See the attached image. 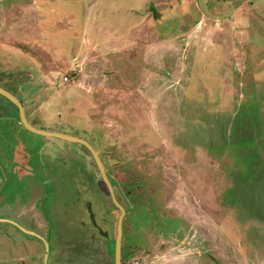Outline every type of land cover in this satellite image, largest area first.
Returning <instances> with one entry per match:
<instances>
[{
    "label": "rangeland",
    "instance_id": "rangeland-1",
    "mask_svg": "<svg viewBox=\"0 0 264 264\" xmlns=\"http://www.w3.org/2000/svg\"><path fill=\"white\" fill-rule=\"evenodd\" d=\"M0 87L97 153L125 264H264V0H1ZM0 109V161L36 163L0 177V264L43 261L17 226L47 264H114L91 154Z\"/></svg>",
    "mask_w": 264,
    "mask_h": 264
},
{
    "label": "flooded vegetation",
    "instance_id": "flooded-vegetation-1",
    "mask_svg": "<svg viewBox=\"0 0 264 264\" xmlns=\"http://www.w3.org/2000/svg\"><path fill=\"white\" fill-rule=\"evenodd\" d=\"M0 88H2V87H0ZM2 89L5 90V91H7L15 99H17L14 93H11V92H9L8 90H6L4 88H2ZM0 96L3 97V98H5L2 95H0ZM5 99L8 100L10 103H12L15 106V109H16V112H17V117H18L16 123H17L18 126H21V127L24 128V126L21 124V121H20L19 109L17 108V106L15 105V103H13L12 101H10L7 98H5ZM23 110H24V108H23ZM4 113H6V111H3V110L0 109V122L6 121V120H4L5 118L7 120L13 121V118L12 117L11 118L10 117L7 118L8 116L7 115H4ZM24 115H25V118H26V121L28 122V124H30L31 126H33L27 120V117H26L25 112H24ZM24 129H26V128H24ZM41 130H43V129H41ZM11 132H12V130H11ZM8 159L9 160L6 161V162H1L0 161V174H1L0 177H2V176H5V177L10 176L11 177L12 176V177H16V178H24V177L29 176L30 174H32L34 172L35 167H36L35 166L36 163H30L29 162V157L26 154H21L18 151L15 152L14 154H11ZM112 189H113V187H112ZM113 192H114V190H113ZM123 210H124V216H125V209L123 208ZM123 219H124V217H123ZM123 219H122V222H123ZM159 219L162 222L163 226L165 225L167 227V229L169 230L168 232H164V237L167 239V241L172 242V243H175L177 246H179V216H177L175 218H169L168 216H164V215L160 214ZM0 222H9V221L4 220V219H0ZM17 227L22 232H24L25 234L30 235V236H33V237H36L40 241L43 242V250L44 251H43V257H42V260L43 261L41 262V264H47V262L49 260V257H50L49 256L50 250H49V244H48V242H46V240L42 236L37 235L34 232L27 231V230H25V229H23V228H21L19 226H17ZM121 242H122V240H121ZM120 253H121V251H120ZM140 253L146 254V256H151L150 253H149V251L146 250V249L143 250V251H140ZM128 255H129V264H130V257H132V256H131V254H128ZM126 258H127V256H125V258H123L121 256V264H125Z\"/></svg>",
    "mask_w": 264,
    "mask_h": 264
},
{
    "label": "water",
    "instance_id": "water-1",
    "mask_svg": "<svg viewBox=\"0 0 264 264\" xmlns=\"http://www.w3.org/2000/svg\"><path fill=\"white\" fill-rule=\"evenodd\" d=\"M0 95L4 96L5 98H7L10 101H12L13 103H15V105L19 109V116H20L21 124L24 126V128H26L31 133H34V134L40 135V136H44V137H48V138H56V139H59V140H62V141L68 142V143L80 144L85 149H87V151L91 154V156L93 157L94 162L97 166V169L99 170L101 178H102L103 182L105 183V185L108 189V192H109V195H110L112 202L120 211V216H119V219L117 222V227H116V237H115V241H114V264H121V253H120V251H121V240H122V219L124 217V210L114 195L112 186H111V184L107 178L105 169H104L97 153L93 150V148L87 142H85L81 139L71 137V136H67V135H64L61 133L37 129V128L31 126L26 121L22 104L17 99H15L10 93L3 90L2 88H0Z\"/></svg>",
    "mask_w": 264,
    "mask_h": 264
},
{
    "label": "built area",
    "instance_id": "built-area-1",
    "mask_svg": "<svg viewBox=\"0 0 264 264\" xmlns=\"http://www.w3.org/2000/svg\"><path fill=\"white\" fill-rule=\"evenodd\" d=\"M64 80H67V78H64Z\"/></svg>",
    "mask_w": 264,
    "mask_h": 264
}]
</instances>
